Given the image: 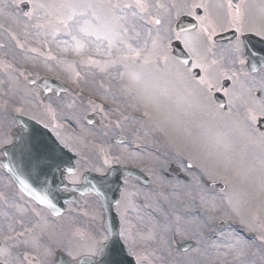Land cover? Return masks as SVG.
<instances>
[{
  "label": "rangeland",
  "instance_id": "374dc122",
  "mask_svg": "<svg viewBox=\"0 0 264 264\" xmlns=\"http://www.w3.org/2000/svg\"><path fill=\"white\" fill-rule=\"evenodd\" d=\"M24 1L31 8L29 0H0V44L5 45L0 49V148L11 140L13 116L21 114L15 109L22 107V115L42 119L57 136L67 140L68 149L77 154L79 170L97 171L118 163L146 171L152 182L143 186L126 177L116 207L121 227L129 226L122 224V218L129 222L136 248L146 257L142 264H264V241L257 239L264 220L260 199H250L239 208V215L231 210L229 201L241 184L218 163V151L223 149L218 150L212 139L214 130L232 129L233 139L239 144L246 107L264 104V74L258 79L251 75L246 81L245 65L234 63L230 54L222 51L230 44H216L207 54L206 72L201 71V76L213 85L212 91L227 95L225 111L213 103L211 89L198 85L199 79H194L191 72L185 81H178L173 66L165 68L162 61L159 71L141 84L121 80L120 66L105 73L77 66L76 70L87 79L73 82L67 65L60 60L80 57L57 46V40L69 38L58 35L53 40L46 35L50 31L47 25L38 26L44 24L43 14L26 17L19 7ZM13 36L23 48L16 47ZM49 55L55 59L49 60ZM169 55L175 61L170 49ZM240 59L244 60L242 55ZM148 71L153 72L151 68ZM27 76L53 77L63 91L41 101L40 89L29 86ZM224 79L230 84L223 89ZM101 84L108 93L100 88ZM113 94L117 103L112 102ZM50 103L52 112L47 110ZM117 107L119 113L112 115L111 109ZM98 108L108 111L100 112ZM121 113L129 119L117 128L111 122ZM88 115L95 119L93 126L86 122ZM104 116L108 117L103 121L108 128L102 127ZM100 130L108 135H100ZM118 137L122 143L116 141ZM244 156L249 163H256L254 179L258 183L259 149L249 147ZM216 182L223 183L221 189L215 187ZM0 192L20 207L40 210L57 234L82 243H87L91 235L97 240L104 236L102 210L93 196L83 198L85 208L69 205L66 215L53 219L17 192L1 166ZM183 241L192 242V247L179 251L177 245ZM17 255L13 252V257ZM13 257L9 259L15 264Z\"/></svg>",
  "mask_w": 264,
  "mask_h": 264
},
{
  "label": "snow or ice",
  "instance_id": "6c2138e0",
  "mask_svg": "<svg viewBox=\"0 0 264 264\" xmlns=\"http://www.w3.org/2000/svg\"><path fill=\"white\" fill-rule=\"evenodd\" d=\"M29 2L31 8L24 12V15L31 19L34 13H42L44 24L38 26L44 28L47 25L50 31L46 35H51L53 40H56L58 35L68 37L69 39L62 42L57 40V46L62 51L80 57L79 60H60L61 64L67 65L69 78L73 82L87 79L86 75L76 70L77 66L93 72L98 69L101 73L120 66L123 68V71L119 72L121 80L141 84L159 71L161 61L165 68L173 66L176 79L183 82L191 71L188 68L189 64L192 68L206 72V57L216 47L214 37L220 30H230L234 33V40L229 41L230 48L222 51L228 52L232 61L234 63L238 61L241 65L245 63L240 59L243 48L241 36L244 33H253L264 39V0H259L258 4H251L249 0H29ZM185 18H191L189 25L184 23ZM12 39L16 41L17 48L24 47L14 36ZM172 40L183 44L187 59L172 60L169 55ZM4 47V44H0V49ZM48 59L52 60L55 57L49 55ZM212 63L215 64L217 61L213 60ZM149 68L153 72L150 73ZM20 75L24 73L21 72ZM196 83L200 86L206 85L208 90L213 87L206 76H200ZM100 88L104 93H108L103 84ZM112 102L117 103L115 94ZM47 110L53 111L51 103ZM97 110L108 111L103 108ZM15 111L23 114L22 107L16 108ZM118 113V107L111 109L112 115ZM107 119V116L102 117L103 128L109 127V124L103 123ZM128 119V116L121 113L111 124L118 128ZM244 120L245 127L239 130V144L233 139L232 129L214 130L212 134L217 149H223L218 151V163L224 171L231 172L238 178L241 184L234 192L235 202L233 199L229 201V207L237 215L240 214L239 208L247 205L254 197H259L260 210L264 212V131H258L256 127L264 120V104L246 107ZM36 123H42V119L36 120ZM88 123L91 124L92 121L89 120ZM43 126L47 128V122H44ZM100 135L107 136L108 133L100 130ZM29 137L26 145L29 151L47 157L57 167L63 162V149L68 148L66 139L60 138L59 135L57 140L44 139L39 129H33ZM76 139L79 140V137ZM249 147L258 148L260 151L257 162L258 183L254 179L257 172L256 163H249L244 156ZM104 163H107V160ZM188 167L191 168L192 165L189 164ZM68 171L71 173L74 170ZM40 202H46V197H41ZM122 224L129 225L122 226L119 231V237L125 247L119 243L110 246L108 235L99 240L90 236L87 243L74 241L70 237L54 232L37 208L20 207L5 193L0 192V264H12L9 258L13 257V252L18 253L13 257L15 264H100L98 259L100 257L106 258L104 264H131L125 253L135 258V264H142L146 257L136 248L137 241L130 231L131 225L123 218ZM250 230L256 231L255 228ZM257 239L264 241V220L261 221L260 235ZM240 251L243 252L242 246Z\"/></svg>",
  "mask_w": 264,
  "mask_h": 264
},
{
  "label": "water",
  "instance_id": "95a60500",
  "mask_svg": "<svg viewBox=\"0 0 264 264\" xmlns=\"http://www.w3.org/2000/svg\"><path fill=\"white\" fill-rule=\"evenodd\" d=\"M184 23L189 25L191 20L185 18ZM232 38L233 33L228 32L216 36L214 40L226 42ZM243 39L245 40V37H243ZM172 48L176 58H188L179 42L176 41L172 43ZM194 74L198 76L199 72L195 71ZM29 81L32 83L34 80L29 79ZM37 84L45 89L43 94H46L47 89L43 85V81L37 82ZM224 84L227 85L228 81H225ZM216 100L220 107L224 109V99L217 96ZM16 119L18 124L22 125L24 129L15 134V141L11 145L5 146L2 149L4 159H0V163L17 183L19 190L36 201L39 205L48 208L55 216H58L57 213L60 215L65 211L66 202H73L78 206H82V203L76 198V194L85 195L93 193L97 195L104 210L103 226L108 232L109 245L111 246L113 243H119L120 246L125 247L119 237L120 223L117 214L114 212V207L119 200L120 191L122 189V179L124 174L139 178L144 184L148 183V179L133 168L113 166L108 174L104 176L85 172L81 176V184H67L64 176L66 173L70 174L68 169L74 170L73 161L75 157L63 149V162L57 167L53 165L47 157L29 151L26 145L30 139L29 133H31L33 129H39L40 132L43 133L44 139H56L48 129H45L34 121L21 116H16ZM259 124L260 127L263 128L264 120H261ZM20 181L24 183L21 184ZM24 185H27V187ZM63 188L69 189L71 193H66L63 191ZM41 197H46V202L41 203ZM189 246L190 244H187L185 248ZM125 254L131 264H135L133 258L127 256V253ZM98 259L100 264H104L106 258L100 257Z\"/></svg>",
  "mask_w": 264,
  "mask_h": 264
},
{
  "label": "flooded vegetation",
  "instance_id": "af4514ba",
  "mask_svg": "<svg viewBox=\"0 0 264 264\" xmlns=\"http://www.w3.org/2000/svg\"><path fill=\"white\" fill-rule=\"evenodd\" d=\"M250 3L251 4H258L259 3V0H251ZM220 31H225V30H220Z\"/></svg>",
  "mask_w": 264,
  "mask_h": 264
}]
</instances>
